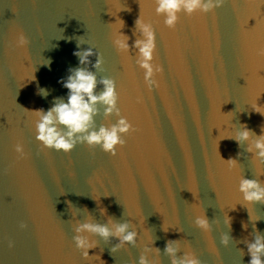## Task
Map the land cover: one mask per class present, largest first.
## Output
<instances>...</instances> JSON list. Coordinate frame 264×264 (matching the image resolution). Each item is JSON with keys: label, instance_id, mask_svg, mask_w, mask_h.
I'll return each instance as SVG.
<instances>
[{"label": "water", "instance_id": "1", "mask_svg": "<svg viewBox=\"0 0 264 264\" xmlns=\"http://www.w3.org/2000/svg\"><path fill=\"white\" fill-rule=\"evenodd\" d=\"M157 4L0 0V264H139L141 255L172 264L169 241H179L177 258L190 251L201 264H249L247 244L264 236V203L245 201L239 185L246 178L264 187L255 148L264 116L253 109L264 111V3L225 0L215 14L181 10L175 28ZM138 18L154 33L149 63L160 68L158 86L139 63L135 41L146 38ZM121 34L126 50L115 44ZM89 48L93 55L81 64L73 53ZM76 68L95 75L96 95L104 78L114 82L115 107L106 115L108 106L97 102L88 132L125 118L133 128L119 133L124 143L115 156L100 144L77 141L65 153L36 139L40 117L29 110L66 103L62 79ZM245 125L250 137L237 143ZM16 143L24 146L21 158ZM196 216L210 228L197 227ZM85 223L111 232L126 223L135 243L112 251L120 239L77 232ZM77 236L94 246L89 258Z\"/></svg>", "mask_w": 264, "mask_h": 264}, {"label": "clouds", "instance_id": "2", "mask_svg": "<svg viewBox=\"0 0 264 264\" xmlns=\"http://www.w3.org/2000/svg\"><path fill=\"white\" fill-rule=\"evenodd\" d=\"M35 2V0H33ZM225 0H158L156 11L157 13H164L166 15L165 24L170 28H175L177 22V13L181 10L191 14L194 11L200 10L202 13L213 12L215 9L222 7ZM264 3V0H261ZM122 8H120L121 10ZM130 11V9H128ZM136 25L142 30L145 40L137 39L135 46L139 48L142 59L139 61L142 68L146 69L145 79L153 77L151 84L158 86V80L156 74L159 73L160 68L158 66L153 69V66L149 63L152 59V53L155 47L154 44V33L148 24L141 21L140 18L136 20ZM127 36L123 34L119 35L115 39V44L121 50H126L129 45L127 43ZM25 40L21 37L20 43H24ZM74 55L78 56L80 63L84 64L88 62L89 56L93 55L91 48L81 52L77 49ZM258 54L264 56V47L258 50ZM102 63V59L98 57L96 65L99 66ZM50 64V61H49ZM35 79V78H34ZM105 90L100 94H94L96 87L95 75L84 68H76L72 74L68 76L66 80L62 79L63 87L69 91L67 102L62 100L55 103L46 112L43 109L29 110L40 117L39 122L36 125L37 135L36 139L41 143L43 148L56 150H63L65 153L70 152L76 145L77 141L86 142L88 145L100 144L103 150L115 156L117 153L116 145L123 144L120 140L119 133L128 132L133 126L125 119L121 118L118 123L112 126L110 129L101 127L99 131L88 132L90 124L92 122L93 114L97 111L94 105L97 102H102L108 107L105 109V114L112 112L116 103V93L114 82L111 79L104 78L101 81ZM39 94L46 95L45 89H38ZM254 111L264 116V111L260 110L259 106H253ZM58 125H63L67 129V132H63ZM264 130V126H262ZM77 133H87L84 136H76ZM251 130L244 126V130L235 137L237 143L240 140L249 139ZM233 138V137H227ZM42 148V149H43ZM255 148L259 151L256 155L264 160V134H262L255 141ZM14 150L18 154V158L25 155L24 146L21 143L14 145ZM252 149L249 148V151ZM234 160L229 159V162ZM239 190L244 194V200L253 203H264V187H261L260 183L255 179L242 178L239 185ZM251 219H258L250 216ZM231 223V218L228 220ZM195 225L200 229L207 230L210 228V224L207 218L195 217ZM27 224L24 222L20 223V228L24 229ZM128 225L120 224L115 226L114 232H111L107 226L99 224L85 223L77 228L79 232L82 229L97 233L107 239L110 235H115L120 239V244L112 248V251H116L122 247L125 242L135 243V232H126ZM247 227V225H243ZM166 230V229H165ZM77 247L84 249V257L89 258L88 249L94 247L86 242L81 237H75ZM173 243L177 244V247H173ZM221 244L225 247L229 245V236L226 234L221 235ZM14 242L9 240L8 247L12 248ZM179 241H169L166 244L165 252L170 256L172 264H201V261L194 252H186L183 257L177 258L176 253L178 251ZM248 254L250 255L249 264H264V236L256 235L253 241L247 244ZM139 264H149V261L144 255L140 256Z\"/></svg>", "mask_w": 264, "mask_h": 264}]
</instances>
